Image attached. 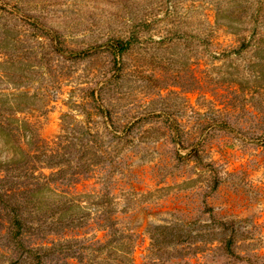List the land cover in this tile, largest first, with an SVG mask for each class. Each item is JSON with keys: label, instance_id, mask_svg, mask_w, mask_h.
Listing matches in <instances>:
<instances>
[{"label": "rangeland", "instance_id": "rangeland-1", "mask_svg": "<svg viewBox=\"0 0 264 264\" xmlns=\"http://www.w3.org/2000/svg\"><path fill=\"white\" fill-rule=\"evenodd\" d=\"M19 146L91 264H264V0H0Z\"/></svg>", "mask_w": 264, "mask_h": 264}, {"label": "trees", "instance_id": "trees-1", "mask_svg": "<svg viewBox=\"0 0 264 264\" xmlns=\"http://www.w3.org/2000/svg\"><path fill=\"white\" fill-rule=\"evenodd\" d=\"M22 125L26 131L28 125ZM38 161L40 157L20 146L14 155L0 159V173L4 175L0 176V211L6 224L7 246L12 253L18 254L10 264H91L92 259H86L84 254L92 250L93 245L85 246L74 237L55 233L58 229L67 232L70 228H81V224L85 227L86 223L79 221L76 225L75 220L79 218H67L66 202L63 213L53 219L55 212L48 193L56 174L37 175ZM112 226L110 218L106 219L103 227L110 229ZM48 234L54 238L47 239ZM111 243L108 241L105 246Z\"/></svg>", "mask_w": 264, "mask_h": 264}]
</instances>
